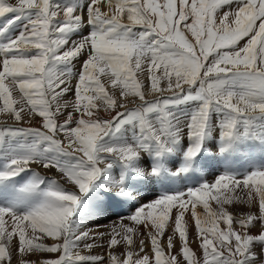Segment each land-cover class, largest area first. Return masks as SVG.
<instances>
[{
  "label": "snow or ice",
  "instance_id": "snow-or-ice-1",
  "mask_svg": "<svg viewBox=\"0 0 264 264\" xmlns=\"http://www.w3.org/2000/svg\"><path fill=\"white\" fill-rule=\"evenodd\" d=\"M0 264H264V0H0Z\"/></svg>",
  "mask_w": 264,
  "mask_h": 264
},
{
  "label": "rangeland",
  "instance_id": "rangeland-1",
  "mask_svg": "<svg viewBox=\"0 0 264 264\" xmlns=\"http://www.w3.org/2000/svg\"><path fill=\"white\" fill-rule=\"evenodd\" d=\"M244 162L243 161H237V165L236 166H240L242 165ZM208 179H211V177L209 176ZM195 247V246H194Z\"/></svg>",
  "mask_w": 264,
  "mask_h": 264
}]
</instances>
